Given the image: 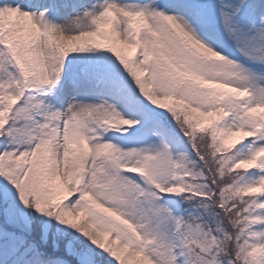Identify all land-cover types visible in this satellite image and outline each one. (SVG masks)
Wrapping results in <instances>:
<instances>
[{"label": "snow or ice", "instance_id": "snow-or-ice-1", "mask_svg": "<svg viewBox=\"0 0 264 264\" xmlns=\"http://www.w3.org/2000/svg\"><path fill=\"white\" fill-rule=\"evenodd\" d=\"M0 264H264V0H0Z\"/></svg>", "mask_w": 264, "mask_h": 264}]
</instances>
